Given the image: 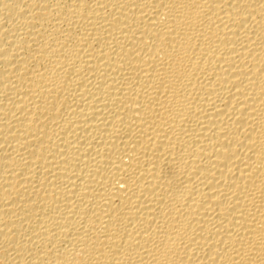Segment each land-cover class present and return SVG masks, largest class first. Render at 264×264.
Here are the masks:
<instances>
[{
    "label": "bare ground",
    "instance_id": "1",
    "mask_svg": "<svg viewBox=\"0 0 264 264\" xmlns=\"http://www.w3.org/2000/svg\"><path fill=\"white\" fill-rule=\"evenodd\" d=\"M0 264H264V0H0Z\"/></svg>",
    "mask_w": 264,
    "mask_h": 264
}]
</instances>
